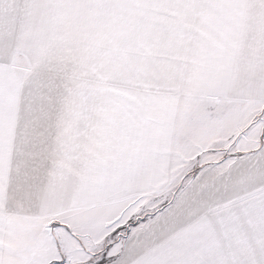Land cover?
Here are the masks:
<instances>
[{
  "label": "snow or ice",
  "instance_id": "obj_1",
  "mask_svg": "<svg viewBox=\"0 0 264 264\" xmlns=\"http://www.w3.org/2000/svg\"><path fill=\"white\" fill-rule=\"evenodd\" d=\"M0 264H264V0H0Z\"/></svg>",
  "mask_w": 264,
  "mask_h": 264
}]
</instances>
